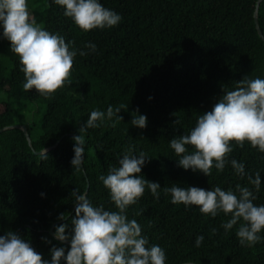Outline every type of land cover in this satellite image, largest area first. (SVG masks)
<instances>
[{
  "label": "trees",
  "instance_id": "1",
  "mask_svg": "<svg viewBox=\"0 0 264 264\" xmlns=\"http://www.w3.org/2000/svg\"><path fill=\"white\" fill-rule=\"evenodd\" d=\"M257 1L99 0L122 19L114 27L84 32L53 0H39L43 8L33 12V19L66 43L74 41L75 49L88 52L86 56L78 52L71 83L48 98L35 89L24 90L19 58L0 27L4 112L0 129L20 121L32 140L30 146L21 129L0 134V236L8 231L19 234L49 261L53 246L67 250L70 244L62 245L50 231L53 224L70 223L75 216L71 193L77 189L93 206L118 211L99 176L118 167L125 150L133 146L134 155L143 152L150 159L141 175L161 187L158 199L146 188L126 214L141 226L148 246L163 248L165 264H264V230L258 243L242 246L236 235L239 223L232 229L223 227L230 214L204 215L196 206L173 204L171 194L164 191L173 186L235 191L239 184L253 190L255 205H264V152L247 142L243 148L233 143L224 170L213 167L211 175L205 176L179 167L180 157L170 147V140L187 134L224 91L235 90L243 78L264 79V40L254 18ZM258 17L264 34V0ZM89 42L96 45V52L84 47ZM109 106L121 107L122 120L105 118L97 122L99 127L82 133L84 159L76 171L71 164L75 153L70 135L80 134L91 111L106 113ZM137 115L147 117L145 128L131 124ZM59 143L44 154L34 153ZM232 159L244 164L243 178L232 168ZM257 172L259 192L247 179ZM61 214L66 218L59 223ZM198 236L204 237L199 247L195 245Z\"/></svg>",
  "mask_w": 264,
  "mask_h": 264
},
{
  "label": "clouds",
  "instance_id": "2",
  "mask_svg": "<svg viewBox=\"0 0 264 264\" xmlns=\"http://www.w3.org/2000/svg\"><path fill=\"white\" fill-rule=\"evenodd\" d=\"M64 9V16L70 18L82 31L111 28L118 25L122 17L104 7L99 0H53ZM0 27L3 38L10 42L11 51L18 56L25 77V91L35 89L48 98L57 90L70 84L74 60L88 52L77 50L59 34H53L38 24L30 14L28 0H0ZM96 52V45L89 42L84 46ZM224 91V90H223ZM121 107L107 108V112L91 111L80 134L74 139V158L71 164L76 171L81 170L85 152V139L82 133L97 128L98 121L111 120L118 115ZM178 123V120L176 121ZM133 126L145 128L147 117L137 115L131 121ZM248 143L260 152H264V79H242L235 90L224 91L210 111L198 116L195 126L184 135L170 140V147L180 157L178 166L193 172H202L210 176L213 167L222 172L228 163V155L233 151L232 144L240 148ZM188 146L193 151L189 152ZM46 151V150H45ZM134 147L129 146L118 167H110L108 174L99 176L103 186L109 190L110 200L118 211L105 210L104 206H93L86 194L75 189V216L70 223H63L55 229V239L65 247L53 246L50 249L51 260L26 242L19 234L8 231L0 236V264H165L166 254L159 245L148 246L149 242L141 234V226L135 219L129 220L126 214L128 206L135 204L144 195L145 189L159 198L158 182L146 180L142 167L145 153L133 154ZM236 174L245 176V166L235 159L230 161ZM248 182L259 192L261 176L248 175ZM171 194L173 204L196 206L204 215L216 217L218 213L231 215L223 225L225 230L239 223L236 232L242 246H253L261 240L259 233L264 230V205L253 203L256 196L249 187L237 184L235 191L215 187L205 190L199 187L182 188L173 186L164 188ZM237 193L239 195H237ZM65 220V215L57 217ZM243 221V223H240ZM215 231V230H214ZM203 236H198L195 245L199 247ZM50 243V241H46Z\"/></svg>",
  "mask_w": 264,
  "mask_h": 264
},
{
  "label": "water",
  "instance_id": "3",
  "mask_svg": "<svg viewBox=\"0 0 264 264\" xmlns=\"http://www.w3.org/2000/svg\"><path fill=\"white\" fill-rule=\"evenodd\" d=\"M261 2H262V0H258V1H257V5H256V10H255L254 18H255V24H256V28H257L258 34H259V36L264 40V34H263V31H262L261 28H260L259 17H258L259 6H260V3H261ZM8 129H21V130L24 132V134H25V136H26V138H27V140H28L29 145H30V146L32 145L31 136H30L29 131H28V129H27L26 126L12 125V126H10V127H4V128H2V129H0V134L3 133L4 131L8 130ZM70 137L74 138L75 135H70ZM62 140H63V138L61 139V141H62ZM61 141H60V142H61ZM59 145H60V143H59L58 145H55V146H52V147H49V148L45 149L46 151H45V150H43V151H34V153H35L36 155H41V154L46 153L47 151H50V150H52V149H54V148H57ZM62 221H63V220L59 221V223H62ZM55 226H57V224H53L52 227H51V231H50L53 237H55V235H54V234H55ZM187 264H196V263H187Z\"/></svg>",
  "mask_w": 264,
  "mask_h": 264
},
{
  "label": "rangeland",
  "instance_id": "4",
  "mask_svg": "<svg viewBox=\"0 0 264 264\" xmlns=\"http://www.w3.org/2000/svg\"><path fill=\"white\" fill-rule=\"evenodd\" d=\"M28 1L30 3L29 11L31 15L33 14V12L34 13L39 12L41 11V8H43V4L40 3L39 0H28ZM2 114H4L3 107L0 106V117L2 116ZM19 124H21L20 121H18V124L16 125H19ZM21 126H24V125H21Z\"/></svg>",
  "mask_w": 264,
  "mask_h": 264
}]
</instances>
